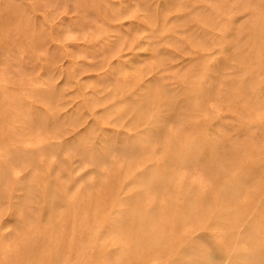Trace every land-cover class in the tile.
<instances>
[{
  "label": "rangeland",
  "instance_id": "obj_1",
  "mask_svg": "<svg viewBox=\"0 0 264 264\" xmlns=\"http://www.w3.org/2000/svg\"><path fill=\"white\" fill-rule=\"evenodd\" d=\"M0 264H264V0H0Z\"/></svg>",
  "mask_w": 264,
  "mask_h": 264
}]
</instances>
